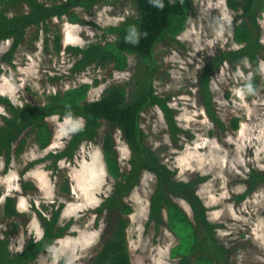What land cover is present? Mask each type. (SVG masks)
Returning <instances> with one entry per match:
<instances>
[{"label":"rangeland","instance_id":"1","mask_svg":"<svg viewBox=\"0 0 264 264\" xmlns=\"http://www.w3.org/2000/svg\"><path fill=\"white\" fill-rule=\"evenodd\" d=\"M39 1L52 6L66 0ZM227 2L189 0L184 27L167 33L156 44L151 60L120 55L113 48L117 35L109 28L121 26L126 19L136 16L133 0H102L91 10L75 8L72 12L84 23L71 22L65 15L46 22L48 33L45 26L28 29L15 54V67L1 65L0 96L9 97L18 106L43 105L50 94L83 84L90 85L87 96L90 102L100 99L113 86H122L131 95L146 71L153 67L155 92L169 99L183 133L180 142L174 143L164 113L157 106L149 107L141 117L145 144L177 172V180L192 182L205 178L195 190L208 209L209 221L219 225L216 238L229 251L228 260L233 264H264V183L242 198L251 173L264 172V50L257 54V66L248 57L235 62L217 60L243 48L234 40L241 11L231 10ZM258 23L264 46V12L259 13ZM57 34L58 49L54 43ZM11 44V40L0 42V57ZM92 46L109 53L105 52L104 59L95 57L83 67L78 63L84 55L77 48L95 52ZM119 60H123L122 69L116 67ZM214 61L217 63L210 76L209 90L214 112L223 126L208 116L202 91V74ZM77 64L79 70H75ZM256 68L259 79L250 97L247 88ZM4 114L5 108L0 105V124ZM234 118L239 119L237 131L231 128ZM47 121L53 137L45 150H40L29 138L25 153L13 159L7 173L5 162L0 161V227L11 233L12 223L18 225L11 233L10 249L13 254H20L30 240L39 241L44 236L45 228L36 210L50 218L52 211L60 208L59 225L69 223V228L29 264H95L96 255L114 232L115 214L110 218L106 210L96 212L116 184L108 174L102 150L106 133L113 136L124 172L130 171V150L121 132L102 121L95 139L83 141L72 161H60L57 169L50 168V160L30 166L50 152L64 150L75 132L85 125L84 118L53 116ZM24 182L35 189L25 191ZM65 185L69 193L62 190ZM155 187V175L144 171L125 199L131 208L127 228L131 262L182 264L179 256L171 255L179 239L168 226L166 211L158 227L149 220ZM6 196L16 197L20 217H3ZM175 201L192 218L189 204L181 199ZM188 264H194L193 258Z\"/></svg>","mask_w":264,"mask_h":264},{"label":"trees","instance_id":"2","mask_svg":"<svg viewBox=\"0 0 264 264\" xmlns=\"http://www.w3.org/2000/svg\"><path fill=\"white\" fill-rule=\"evenodd\" d=\"M102 0H66L57 5L47 6L39 0H0V42L11 40L9 50L0 57L1 65L6 63L15 67L14 57L27 37L28 29L45 26L46 22L53 18H63L67 15L71 22L84 23L78 20L74 12L75 8L91 10ZM137 14L125 20L121 26L111 27L110 31L117 35V41L113 48L118 54L136 55L144 60L153 58L156 44L169 32H178L184 27L187 18L189 0H133ZM228 7L235 11H241L237 17L241 22L235 27L234 40L243 48L238 52L224 54L223 58L232 62L240 58H246L254 65H258L257 54L264 50L260 41V26L258 15L264 12V0H228ZM27 8V9H26ZM13 11V12H12ZM55 47L58 49L60 36H55ZM95 52L83 51L77 48V52L84 58L78 64L85 67L95 57L105 58L106 53L102 47L92 46ZM106 52V53H105ZM123 60L116 61V67L122 69ZM217 61L205 69L202 74V91L208 116L218 125L224 124L216 117L212 103V95L209 90L211 73ZM78 64L75 70H79ZM146 71L145 76L139 81L137 90L127 95L122 86H113L106 90L105 94L96 101H88L87 96L90 85L83 84L80 87L69 89L65 92H57L48 96V101L43 105L24 104L15 105L9 97L0 96V105L5 108L6 114L0 124V161L5 162V173L10 168L13 159L25 153L29 138H33L40 150H45L52 142V129L47 119L59 116L60 119L71 117L84 118L85 125L73 135L66 148L59 152H50L43 159L32 162L36 165L41 161H52L50 168L57 169L58 163L64 159L73 160L78 147L83 141H93L98 134L102 121L116 127L130 150V171H122L119 162L113 136L106 133L102 150L108 174L116 181L112 194L106 198L96 210L101 214L108 211L114 226L113 234L105 241L103 247L94 259L95 264H132L127 241L128 216L131 208L125 199L136 188L144 171L150 172L156 177V187L151 198L150 222L158 227L163 222L164 211L167 213V221L170 230L179 239V244L171 251L173 257H180L182 264H188L193 258L194 264H233L227 256L229 251L221 246L216 238V230L219 225L209 221L208 209L202 199L196 193V186L205 178L185 182L176 179L177 172L161 161L151 148L145 144V132L141 127L143 112L157 106L164 113L172 140L178 144L183 130L176 122V112L168 104L169 99L156 94L153 86V67ZM259 75L255 69V77L249 82L247 92L250 97L256 88ZM231 128L237 131L239 119L231 121ZM264 183V172L251 173L248 188L242 198L255 190L256 186ZM26 191L35 189L28 182L22 183ZM62 190L66 193L70 189L65 185ZM1 195V193H0ZM176 199L186 201L192 211V218L176 203ZM16 197L6 196L3 203V217L6 219L21 216L16 207ZM45 228L41 240H30L24 251L13 254L10 249L13 227H18L14 222L10 232L0 227V264H29L40 253L46 251L56 243V240L64 235L70 224L60 226L61 210H53L51 217L43 215L36 210ZM72 221H70L71 223ZM15 229V230H16Z\"/></svg>","mask_w":264,"mask_h":264},{"label":"bare ground","instance_id":"3","mask_svg":"<svg viewBox=\"0 0 264 264\" xmlns=\"http://www.w3.org/2000/svg\"><path fill=\"white\" fill-rule=\"evenodd\" d=\"M98 164V163H97Z\"/></svg>","mask_w":264,"mask_h":264},{"label":"water","instance_id":"4","mask_svg":"<svg viewBox=\"0 0 264 264\" xmlns=\"http://www.w3.org/2000/svg\"><path fill=\"white\" fill-rule=\"evenodd\" d=\"M187 214V213H186Z\"/></svg>","mask_w":264,"mask_h":264}]
</instances>
